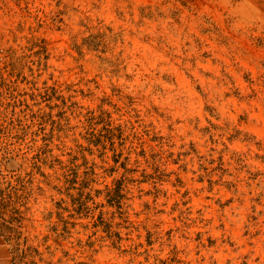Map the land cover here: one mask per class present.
<instances>
[{"label": "rangeland", "instance_id": "rangeland-1", "mask_svg": "<svg viewBox=\"0 0 264 264\" xmlns=\"http://www.w3.org/2000/svg\"><path fill=\"white\" fill-rule=\"evenodd\" d=\"M0 233L12 264H264V0H0Z\"/></svg>", "mask_w": 264, "mask_h": 264}, {"label": "crops", "instance_id": "crops-1", "mask_svg": "<svg viewBox=\"0 0 264 264\" xmlns=\"http://www.w3.org/2000/svg\"><path fill=\"white\" fill-rule=\"evenodd\" d=\"M0 264H12L6 240L0 233Z\"/></svg>", "mask_w": 264, "mask_h": 264}]
</instances>
